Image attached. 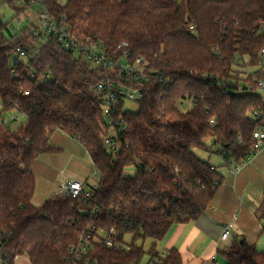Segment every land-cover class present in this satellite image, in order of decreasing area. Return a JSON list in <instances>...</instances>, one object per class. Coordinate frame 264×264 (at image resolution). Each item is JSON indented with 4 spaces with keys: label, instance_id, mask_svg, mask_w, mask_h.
<instances>
[{
    "label": "trees",
    "instance_id": "1",
    "mask_svg": "<svg viewBox=\"0 0 264 264\" xmlns=\"http://www.w3.org/2000/svg\"><path fill=\"white\" fill-rule=\"evenodd\" d=\"M27 1L22 7L0 0V6L8 3L19 13L39 6L75 37L102 42L111 51L126 41L131 59L146 62L150 80L133 84L144 92L138 111L125 110L123 101L118 107L126 129L120 132L117 126L112 134L120 142L115 155L103 139L112 129L98 89L102 69L57 38L43 43L42 25L13 33L0 14L3 264H15L23 255L31 264H83L88 258L97 264H132L148 252L159 255V241L177 224L197 220L222 183L217 167L193 148L208 149L205 140L212 138L228 164L236 166L251 153L254 132L264 128V94L254 80L258 72L238 69H256L264 59V0ZM187 97L193 106L182 111L179 103ZM11 110L24 114L27 123L11 129L4 118ZM57 129L84 145L98 183L90 197L60 193L36 206L35 165L41 155L58 151L49 140ZM129 166L135 175L126 174ZM261 212L264 218V206ZM100 230L116 231L121 243L129 233L134 240L124 249L96 244L77 259L73 251L81 246V236ZM167 250L162 264H186L178 249ZM218 254L226 264H264V250L245 240Z\"/></svg>",
    "mask_w": 264,
    "mask_h": 264
},
{
    "label": "crops",
    "instance_id": "2",
    "mask_svg": "<svg viewBox=\"0 0 264 264\" xmlns=\"http://www.w3.org/2000/svg\"><path fill=\"white\" fill-rule=\"evenodd\" d=\"M0 104L3 109L1 100ZM25 123H27V120ZM59 131L67 134L61 129L53 131L49 136L51 144H53V135ZM68 136L72 139L75 146L83 149L93 164L84 145L76 138ZM54 147L58 151L60 150L56 146ZM48 154L54 153L41 155L35 165V174L38 177H45L49 173L45 159ZM219 157L222 161L221 165L225 164L223 168L227 170H221L222 167L220 168V165H218L221 162L218 164L210 162L223 175L222 183L219 185L211 205L197 220L177 224L166 237V248L164 249H178L184 261H189L192 257H195L191 248L197 246L202 250L200 256L201 264H210L212 261L216 264L219 259L223 260V264H226L225 259L218 254V251L227 248L236 240H245L258 248L259 246L262 247L259 248L260 250H264V241H262L264 238V218H261V210L264 206V148L236 172L233 171L234 165L228 164L221 154H219ZM82 158L85 159V157ZM73 180L88 183V180H84V178L77 179L74 177L72 179L65 177L63 180H57L59 182L57 189L46 198L44 195H37V190L35 191L33 197L34 205H43L50 197L61 193L63 183ZM41 199L42 201L40 202ZM227 226H230L231 233L227 239H223L222 233ZM196 251L198 252V249Z\"/></svg>",
    "mask_w": 264,
    "mask_h": 264
},
{
    "label": "built area",
    "instance_id": "3",
    "mask_svg": "<svg viewBox=\"0 0 264 264\" xmlns=\"http://www.w3.org/2000/svg\"><path fill=\"white\" fill-rule=\"evenodd\" d=\"M20 6H27V0H14ZM39 4V3H38ZM42 21V30L45 31V38L42 39L43 43L51 41L52 39L57 38L59 42L64 45L67 49H74L75 53L86 57L90 60L95 67H100L104 73V79L101 83L98 84V89L104 92V108L107 116V123L111 127L112 132L107 133L103 139L104 143L108 146V150L111 153L117 155L120 150V142L117 141V138L112 135L116 134L119 130L120 132L126 129L123 118L118 112V107L121 101L124 102L127 99L132 101H142L144 97V92L139 86L133 85L134 82H139V80L145 78L150 80V76L147 74L148 66L143 58L138 57L135 60H132L129 51L127 50L128 42H122L118 48L114 50H109L101 42H96L90 39L81 40L75 35L72 34V31L67 26L59 27L58 23L50 20L48 12L44 11L41 15ZM261 27L264 28V21L261 23ZM195 30L194 27H192ZM40 51V48L35 50L32 55L35 57ZM121 52V53H118ZM22 56L26 57V51L21 50ZM264 54V49L261 51V55ZM255 71L258 72V75L254 76V80L258 83V90L264 94V59L259 60V64L253 72H248L252 74ZM34 76V75H33ZM48 76V75H47ZM252 87L248 85V89ZM257 114V112H256ZM258 115V114H257ZM117 116V119H116ZM8 120H5L7 123ZM214 122V120H212ZM117 126L120 128L116 131ZM255 143L252 147L251 153L247 156L245 161L241 164H238L234 167L233 171L236 172L240 170L242 165L250 161L254 156H256L264 148V128H258L254 132ZM222 157L227 161L226 157L220 153ZM214 169V166H212ZM94 178L99 177V173L96 170L94 173ZM97 186L95 184L92 187V190ZM61 194H66L68 196L76 197L80 194H84L86 197L91 196V192L85 190V183L79 180H73L66 183H63L61 186ZM96 214L94 215V217ZM231 230L230 226H227L224 232L222 233V238L227 239L230 236ZM116 231L109 230H100L98 234L88 233L86 236H81V246L75 248L73 252H76L77 259L81 258L80 254L86 253L91 247L96 244H106L108 247H119L120 249L126 248L125 242L121 243L115 238ZM168 254L167 249H162L159 251V255L154 256L150 253H146L145 256H148L147 264H162L163 260ZM144 258V256H143ZM142 258V259H143ZM142 259L138 262L132 264H141ZM0 264H3V259L0 256ZM80 264V263H75ZM83 264H97L93 262L90 258L85 259Z\"/></svg>",
    "mask_w": 264,
    "mask_h": 264
},
{
    "label": "rangeland",
    "instance_id": "4",
    "mask_svg": "<svg viewBox=\"0 0 264 264\" xmlns=\"http://www.w3.org/2000/svg\"><path fill=\"white\" fill-rule=\"evenodd\" d=\"M59 2L64 4L65 0H59ZM0 14L2 15L3 20L5 22L10 23L9 26L13 33L20 32V30L23 27L32 23H35L37 25H42L41 15L43 14V11L39 6H31L29 8H26L23 12L19 13L16 7L6 3L0 6ZM15 57H16L15 55H12L10 57L11 63L14 62ZM238 69H241L242 71H246V72H253L255 70L253 67H249V66L246 67L239 66ZM242 76H245V73H242ZM192 106H193V101L189 97L182 99L179 103V107L182 111H188L192 108ZM139 107H140V103L138 101H132L130 99H127L125 101L124 109L127 111L136 112L139 110ZM1 111H2V105L0 104V112ZM4 118H7L5 120H8L7 124L13 130L19 129L27 120V117L24 114H20L16 110L8 111L4 113ZM213 141L214 140L212 138H208L205 140L208 149H201L198 147H194L193 151L198 157H200L204 161L214 162L216 164L221 162L218 165H220V168L222 167L221 168L222 171H226L227 169L223 168L225 164L221 165L222 161L221 158L219 157L220 152H218V146L215 145ZM52 143L60 150L54 154H48L46 156L45 158L47 161L46 165H48L49 173L46 174L45 177L36 176L37 195L40 196L44 195L45 198L51 195L57 189V184H59L58 181L65 179V177L71 179L73 177L77 179L84 178V180H88L86 190L91 192L92 187L98 183L97 182L98 178L97 179L94 178L93 173L96 171V169L92 164V162L90 161V159L88 158L87 154H85V152L81 147L75 146L72 139L67 134L61 131L56 132L53 135ZM106 148H108L107 145ZM82 157H85V159H83ZM126 174L135 175L136 169L133 166H129L126 168ZM225 176L227 177V175ZM49 177L50 179H48ZM41 201L42 199L40 200V202ZM133 240H134L133 234L129 233L128 235H126L125 237L126 247H128L133 242ZM166 240L167 238H165L162 241H159L158 251L166 248L165 247ZM262 241H264V238ZM139 243H140V239L137 241V244ZM151 244H152V240L150 239H148L145 242L144 247L146 248L147 251L149 250ZM259 248L262 247L259 246ZM197 249L198 252L196 251ZM191 251L195 254V257H192L189 261L186 260L185 261L186 264H201V259H200L202 253L201 248L194 246L191 248ZM147 261H148V256L144 255L141 264H147ZM15 264H31V262L27 255H23L16 259ZM210 264H214L213 261ZM216 264H223V260L219 259Z\"/></svg>",
    "mask_w": 264,
    "mask_h": 264
}]
</instances>
